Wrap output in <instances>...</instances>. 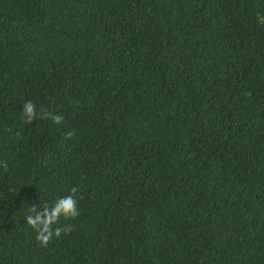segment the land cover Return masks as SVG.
I'll return each mask as SVG.
<instances>
[{
  "label": "trees",
  "instance_id": "1",
  "mask_svg": "<svg viewBox=\"0 0 264 264\" xmlns=\"http://www.w3.org/2000/svg\"><path fill=\"white\" fill-rule=\"evenodd\" d=\"M0 264H264V0H0Z\"/></svg>",
  "mask_w": 264,
  "mask_h": 264
},
{
  "label": "clouds",
  "instance_id": "2",
  "mask_svg": "<svg viewBox=\"0 0 264 264\" xmlns=\"http://www.w3.org/2000/svg\"><path fill=\"white\" fill-rule=\"evenodd\" d=\"M20 116L25 124H31L38 118L36 105L30 100L25 101ZM39 118L50 119L56 125H61L64 121L62 114H54L43 108L40 109ZM74 134L73 131H68L64 139L71 140ZM76 191V188H72L69 195L58 198L51 205L44 204L39 207L32 205L28 209L24 217L25 223L36 232L35 239L41 247H47L54 237L59 238L62 233L72 231L70 224L60 225V221L61 218L75 219L79 215Z\"/></svg>",
  "mask_w": 264,
  "mask_h": 264
}]
</instances>
